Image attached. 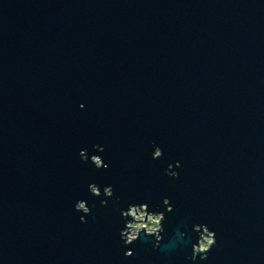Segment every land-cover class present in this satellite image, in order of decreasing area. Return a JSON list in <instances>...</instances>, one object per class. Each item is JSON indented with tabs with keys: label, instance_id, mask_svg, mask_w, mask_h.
Wrapping results in <instances>:
<instances>
[{
	"label": "water",
	"instance_id": "water-1",
	"mask_svg": "<svg viewBox=\"0 0 264 264\" xmlns=\"http://www.w3.org/2000/svg\"><path fill=\"white\" fill-rule=\"evenodd\" d=\"M0 264H264V0H0Z\"/></svg>",
	"mask_w": 264,
	"mask_h": 264
},
{
	"label": "clouds",
	"instance_id": "clouds-1",
	"mask_svg": "<svg viewBox=\"0 0 264 264\" xmlns=\"http://www.w3.org/2000/svg\"><path fill=\"white\" fill-rule=\"evenodd\" d=\"M81 107H83V105H81ZM94 148H96L99 152L104 151V147L99 143L95 144ZM79 155L85 162L89 160L87 150H81ZM151 155L153 159L160 158L163 156V149L159 145L154 144ZM90 160L97 168L108 167V164L104 162L102 156L99 154H91ZM181 166L182 164L179 160L175 161L174 164L169 163L165 169V174L174 178L178 177L179 172L175 169H178ZM89 191L95 196L101 195V188L97 183H90ZM103 195L106 197H111L113 195L112 185L109 184L103 187ZM100 203L102 205H106L107 200L102 199ZM163 205L166 206V210L168 212L173 210V205L170 203V198L167 196L163 198ZM94 206L95 205L93 204L92 207ZM74 209L85 214L80 216V220L82 222L85 221V216L91 212L88 202L84 199L77 201L74 204ZM121 216L124 220V225L120 230V238L124 241L125 245H131L140 237L141 231H143L145 236L154 237V247H159L160 242L163 239L161 234L165 230L163 225V221L165 220L164 211H150L149 204L147 202L129 203L126 209H121ZM191 230L197 233V238L196 241L192 243V254L190 259L193 262L197 260V257L201 260L206 259L208 252L211 250L212 246L216 244L215 231L210 229L206 223H195L193 224ZM181 235H186V233H181ZM125 255L132 256L133 249L126 248Z\"/></svg>",
	"mask_w": 264,
	"mask_h": 264
}]
</instances>
